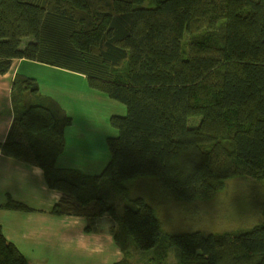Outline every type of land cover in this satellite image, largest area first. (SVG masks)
<instances>
[{"label":"trees","instance_id":"obj_1","mask_svg":"<svg viewBox=\"0 0 264 264\" xmlns=\"http://www.w3.org/2000/svg\"><path fill=\"white\" fill-rule=\"evenodd\" d=\"M145 1L0 0L1 73L14 58L65 68L127 107L111 117L118 134L101 173L59 168L72 118L17 74L1 151L43 169L62 193L50 213L86 217L87 231L106 217L123 253L114 264H264V208L259 223L231 234L166 235L151 204L128 198L129 183L146 176L188 202L235 176L264 180V0ZM0 207L34 211L10 195ZM0 264H30L1 225Z\"/></svg>","mask_w":264,"mask_h":264},{"label":"crops","instance_id":"obj_2","mask_svg":"<svg viewBox=\"0 0 264 264\" xmlns=\"http://www.w3.org/2000/svg\"><path fill=\"white\" fill-rule=\"evenodd\" d=\"M28 40L30 39L25 42ZM36 64L47 68L50 66L25 58H14L9 70L6 73L0 72V143L7 139L14 120V79L17 74L36 79L31 73ZM71 72L82 78L87 77L82 73ZM39 90L43 95L57 99L43 93L40 84ZM68 114L72 123L65 129L66 147L57 159V166L79 169L89 175L101 173L111 159L107 139L117 136L118 130L116 133L111 130L110 135L103 136L96 129L91 130L88 124L81 128L77 123L78 118ZM124 115L126 114L120 116ZM8 195L34 209L24 212L0 207V225L3 232L29 261L34 255L33 252L38 251H42L39 255L46 259V264H114L123 258L110 227L97 226L87 231L89 219L86 217L56 216L50 213L62 193L48 187L43 169L6 156L0 148V206L7 201Z\"/></svg>","mask_w":264,"mask_h":264},{"label":"rangeland","instance_id":"obj_3","mask_svg":"<svg viewBox=\"0 0 264 264\" xmlns=\"http://www.w3.org/2000/svg\"><path fill=\"white\" fill-rule=\"evenodd\" d=\"M154 4L155 0H146L143 5ZM196 31L185 33L183 43L184 52L187 54L194 44L191 34ZM206 34L218 36L216 31H207ZM43 66L36 64L31 70L41 85L42 92L57 97L62 108L78 118L77 123L81 128L88 124L91 130L96 129L103 136L110 135L111 130L116 133L117 129L112 125L111 117L114 114H126L125 104L91 87L87 77L82 78L71 70H64L65 68ZM123 69L119 71L122 72ZM199 119H192L191 124L197 125ZM136 197L144 198L153 206L166 235L195 231L205 234H231L252 228L260 222L264 208V180L247 175L235 176L225 180L223 187L213 197L188 202L163 187L160 178L146 176L129 183L128 198L131 200ZM129 200L126 203H131ZM91 225L108 227L109 221L107 218L97 219ZM41 252H33L30 264H46V259L39 255ZM169 258L174 260L173 252Z\"/></svg>","mask_w":264,"mask_h":264}]
</instances>
